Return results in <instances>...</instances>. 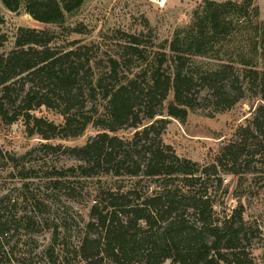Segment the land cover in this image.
Listing matches in <instances>:
<instances>
[{"label":"trees","instance_id":"obj_1","mask_svg":"<svg viewBox=\"0 0 264 264\" xmlns=\"http://www.w3.org/2000/svg\"><path fill=\"white\" fill-rule=\"evenodd\" d=\"M0 1L10 11L24 7L36 21L51 24H63L66 14L85 2ZM4 23L0 12V48L8 40ZM84 29L80 24L64 36L19 27L13 49L0 51V127L22 121L29 135L42 140L18 156L0 149L3 167L24 181L18 198L0 195V264L18 247L15 242L6 248L12 232L20 227L40 231L45 223V204L29 190L38 162L28 157L37 151L46 158L76 161L54 164L46 175L56 193L74 191L77 177L121 179L95 188L79 244L71 247L64 241L57 250L52 243L41 253L43 262L252 264L260 226L245 218L243 203L226 205L225 175L250 179L264 188V70L259 67L264 21L259 5L255 0H204L191 23L164 40L122 29L98 41L68 38ZM249 93L262 102L213 162L181 156L163 140L168 117L185 122L196 110L212 116L231 109ZM42 107L61 114L63 122L37 115ZM89 126L98 132L83 145L51 142L79 136ZM123 129H132L131 135H119ZM60 226L56 222L49 227L54 241ZM20 264H34L33 257Z\"/></svg>","mask_w":264,"mask_h":264},{"label":"rangeland","instance_id":"obj_2","mask_svg":"<svg viewBox=\"0 0 264 264\" xmlns=\"http://www.w3.org/2000/svg\"><path fill=\"white\" fill-rule=\"evenodd\" d=\"M203 2L204 0H169L164 8H159L154 0H85L79 9L66 14L63 24H51L36 21L25 11L24 7L18 11H10L0 1V12L5 17L2 30L8 39L0 51L13 49L19 27L48 29L65 36L68 29L83 24L84 33L71 32L68 38H80L85 42L98 41L101 36L110 35L116 29L132 33L144 32L148 37L151 35L157 37L158 40L171 39L177 28L191 23L194 11ZM255 2L260 7V20L264 21V0H255ZM260 52L263 54L259 57V67L264 70V49ZM169 99H172V95ZM261 102L260 97L249 93L231 109L212 116L204 110H196L189 113L185 122L168 117V124L162 138L181 156L201 163L213 162L220 148L233 137L240 125L247 123L255 107ZM36 114L56 123L64 120L61 114L46 107L38 109ZM97 132L95 127L89 126L79 136L58 137L52 139L51 142L80 146ZM131 132L132 129H123L118 134L129 136ZM41 141L38 135L28 134L22 121L11 126L0 127V149L17 156L26 153ZM28 159L38 162V175L32 180L33 183L29 184V190L33 195L39 196L46 206H41L43 211H47L44 213L45 223L43 227H40V231L20 227L17 232H12L9 236L10 244H7L6 248L10 249V245L15 242L18 243V247L15 253L4 257L3 264H20L24 258H27L29 262L30 257H33L34 264L38 261H41V264H50L43 262L45 257L41 254L49 245L55 243L58 250L62 248L64 241L71 243V247L79 244L84 225L89 218L91 204L94 202L92 199L95 195V188L99 185L115 184L118 180L119 183L121 180L105 175L88 179L77 177L74 178L75 183L72 185L74 191L69 192V189H65V191L56 193L46 183L49 180L46 175L51 172L54 164L57 166L71 165L76 161L66 156L51 155L46 158L40 151L33 153ZM3 162L0 160V195H8L13 200L24 193L22 190L24 181L19 179L16 171L3 167ZM225 184L228 189L225 196L226 205L234 208L243 203L245 218L250 223L260 226L261 232L257 233L260 237L255 239L252 250L254 256L252 264H264V188L261 187V183H254L250 179L240 180L233 174L225 175ZM51 202L56 204L50 210L47 204ZM20 206L24 208L25 205L22 203ZM26 206L32 209L31 206ZM34 210L41 212L38 208ZM56 222L59 224L61 222V226L59 227L60 234L54 241L53 230L49 227L55 226ZM164 264L173 263L168 260Z\"/></svg>","mask_w":264,"mask_h":264},{"label":"built area","instance_id":"obj_3","mask_svg":"<svg viewBox=\"0 0 264 264\" xmlns=\"http://www.w3.org/2000/svg\"><path fill=\"white\" fill-rule=\"evenodd\" d=\"M169 0H154L159 8H164Z\"/></svg>","mask_w":264,"mask_h":264}]
</instances>
